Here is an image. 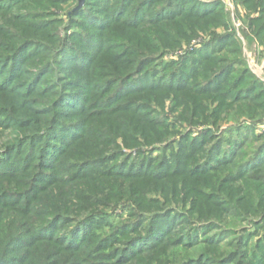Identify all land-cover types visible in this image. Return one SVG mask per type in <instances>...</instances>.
Wrapping results in <instances>:
<instances>
[{
  "label": "rangeland",
  "instance_id": "1",
  "mask_svg": "<svg viewBox=\"0 0 264 264\" xmlns=\"http://www.w3.org/2000/svg\"><path fill=\"white\" fill-rule=\"evenodd\" d=\"M166 5L0 0V264H264V157L227 165L264 147V117L214 115L187 75L205 63L178 65L227 30L180 39Z\"/></svg>",
  "mask_w": 264,
  "mask_h": 264
},
{
  "label": "trees",
  "instance_id": "2",
  "mask_svg": "<svg viewBox=\"0 0 264 264\" xmlns=\"http://www.w3.org/2000/svg\"><path fill=\"white\" fill-rule=\"evenodd\" d=\"M166 3V12L168 14H164V20L162 21L164 23H177L180 39L190 38L187 34L188 28L195 34L197 30H208L215 27H224L227 30L225 34L218 36L213 42L191 53L178 65V69L182 68L185 71V69H188L186 66L189 63H196L197 65L205 63L201 68H191V71L194 73L189 72L187 74L188 78L192 75L189 80L190 82L196 80L200 86L198 88V91H200L199 97L203 98V100H214V103H218L214 115L223 112L227 114L229 112L231 114L236 113L238 117L244 116L261 121L264 117V100H261L263 97L253 94L252 85H262L261 87H264V82L246 65L243 58L241 41L236 30L233 28L231 18L226 12L223 2L214 1L207 5L197 0H166ZM235 4L245 9L246 12L247 28L244 30V34L247 37H256L264 45V0H235ZM128 7H130V4ZM138 26L139 24L134 22V29H138ZM169 34L170 32L165 29L163 35L170 40L171 36ZM175 42L177 44L179 41L177 42L176 40ZM232 57H236V59L232 60ZM237 61L244 64V70L238 72L234 68V63ZM175 79L174 81H176ZM178 79L182 78L179 77ZM247 83L249 85L244 86ZM262 91L264 92V88ZM167 93H175V90L171 89ZM229 98L230 100L227 101ZM237 130L241 131L238 128ZM246 157L243 162L237 163V156H234L227 165L236 169L239 167V171H242L253 161L264 157V147H259L257 152L250 157ZM259 167V169L264 171V166ZM245 175L240 174L238 179H245ZM184 176L181 174L177 177ZM188 177L190 176L188 175ZM254 177L258 182L264 181V174H257ZM1 230V238L9 235V232H2ZM29 238L36 245L39 253H42L49 247L46 244L49 241L46 239L36 240L32 234ZM0 251L3 252V248L2 250L0 248ZM46 255L47 252H44L37 257L40 260V264H49L46 260ZM0 259H3L5 262L6 257Z\"/></svg>",
  "mask_w": 264,
  "mask_h": 264
},
{
  "label": "built area",
  "instance_id": "3",
  "mask_svg": "<svg viewBox=\"0 0 264 264\" xmlns=\"http://www.w3.org/2000/svg\"><path fill=\"white\" fill-rule=\"evenodd\" d=\"M201 3H211L214 2L215 0H197ZM226 4V10L230 13L233 21V26L235 30L238 32V36L240 40L244 43V37L241 36L240 31L244 27V24L241 19L237 18L236 16V9L234 5L233 0H227ZM260 54L262 56H260ZM252 64L250 65V69L253 71V73L256 76H259V78L264 76V49L258 48L256 55L251 57ZM255 58H258L260 61H256ZM261 80L264 82V79L261 78Z\"/></svg>",
  "mask_w": 264,
  "mask_h": 264
},
{
  "label": "crops",
  "instance_id": "4",
  "mask_svg": "<svg viewBox=\"0 0 264 264\" xmlns=\"http://www.w3.org/2000/svg\"><path fill=\"white\" fill-rule=\"evenodd\" d=\"M215 1H221V2H223V4L226 7V4L225 3L227 2V0H215ZM233 1H234V5H235V0H233ZM237 8H241V7L240 6H237ZM238 10L241 11L242 14H246L242 8L241 9H238ZM248 40H250L249 43H252L254 45H257L258 48L264 49V45L256 37L250 36ZM251 40H253V42Z\"/></svg>",
  "mask_w": 264,
  "mask_h": 264
}]
</instances>
